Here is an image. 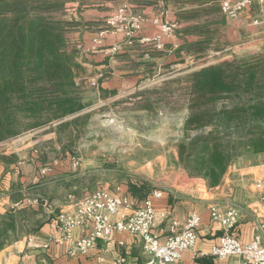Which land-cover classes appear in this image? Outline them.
I'll return each instance as SVG.
<instances>
[{
    "label": "crops",
    "instance_id": "1",
    "mask_svg": "<svg viewBox=\"0 0 264 264\" xmlns=\"http://www.w3.org/2000/svg\"><path fill=\"white\" fill-rule=\"evenodd\" d=\"M220 1L141 0L129 4L134 11L148 17L136 34L133 45L123 44L126 39L124 34L113 30L101 37V43L95 41L106 30L105 17L115 12L114 5L113 9L87 10L84 14L85 22L91 26L101 24L98 25L99 30L74 45L75 48L80 45L77 48V59L83 70L77 82L83 87L84 103L87 104L93 94L98 98L104 96L106 99H115L139 90L140 83L145 80L156 82V69H160L166 60H177L178 51L185 55L180 49L188 46L197 50L202 48L204 53L211 48L223 51L234 43L245 41L251 44L253 50L263 48L264 12H261L259 4L254 3L237 17L230 18L222 12ZM155 18H159L160 23L164 20H175L178 23L172 35L163 37V50H156L151 43L141 41L142 38L154 37L160 33L161 27L154 22ZM231 34L233 38L228 40ZM176 42L178 47L174 46ZM119 44L122 45L121 48L115 50L114 47ZM173 65L175 64L170 67ZM157 86L158 84L154 87ZM23 152L22 148L0 152V216L12 211L16 214L23 212L25 218L22 223L17 222L14 229L0 235V264H95L93 256L68 255L67 250L72 243L61 244L50 240L52 236L59 235L56 217L70 194L84 198L98 189L109 192L118 190L100 187L79 197L75 194L77 189H69L74 183L67 185L68 178L72 177L79 185H83L84 178L79 175L85 173L80 170L74 172L67 160H62L58 169L43 172L46 164H38L40 161L34 152L30 159H23ZM170 152L168 156H177L176 148H172ZM5 156L8 158L6 161L3 158ZM164 158L158 154L140 167L147 177L130 179L126 183L125 180L121 181L122 184L117 189L120 187L134 206H140L147 197H153L155 190L162 191L161 197H153L159 213L153 232L162 241L169 235L173 219L183 222L190 213L200 215L202 222L198 241L192 249L184 252V261L186 264H228L229 260H219L211 255L212 247L219 242L223 230L219 223L210 219L208 207L211 202L237 206L241 218L233 234L242 242L253 240L258 226L264 224V185H256L257 179L264 175V155L244 157L233 162L220 183L213 187L204 178L191 176L185 169L180 172V166H177L178 171L175 167H163ZM157 160L161 163L159 169L156 168ZM152 161L154 167L151 165ZM87 189L88 187L83 188L82 191ZM35 199L38 202H34ZM122 212L128 210L123 209ZM90 232V227H79L74 230V237H85ZM46 243L49 248L44 247ZM142 245L143 240L139 235L116 232L108 243L99 241L100 249L95 252H101L105 257L103 264H113L118 255L126 257L127 264H142L147 259Z\"/></svg>",
    "mask_w": 264,
    "mask_h": 264
},
{
    "label": "trees",
    "instance_id": "2",
    "mask_svg": "<svg viewBox=\"0 0 264 264\" xmlns=\"http://www.w3.org/2000/svg\"><path fill=\"white\" fill-rule=\"evenodd\" d=\"M68 1L0 0V142L53 123L58 132L73 131L90 117L80 113L88 104L77 82L83 70L79 50L67 40L66 21L51 14ZM154 90L159 98L147 99L146 108L172 97L186 104L183 136L173 143L177 156L169 155V162L191 176L213 187L233 162L264 155V47L166 80ZM24 219L23 212L0 216V235Z\"/></svg>",
    "mask_w": 264,
    "mask_h": 264
},
{
    "label": "rangeland",
    "instance_id": "3",
    "mask_svg": "<svg viewBox=\"0 0 264 264\" xmlns=\"http://www.w3.org/2000/svg\"><path fill=\"white\" fill-rule=\"evenodd\" d=\"M140 1L69 0L63 10L53 11L51 14L66 21V37L74 47L75 44L83 42V39L90 33L99 30L98 25L101 23L92 25V27L85 22L84 14L87 10L113 9V5L117 9L123 4L129 5ZM188 1L196 2L197 0H184V2ZM232 38L231 34L228 40ZM246 42L234 43L223 51L217 48H211L208 51L204 49L205 53L202 48L197 50L187 45L188 48L180 49L185 55L178 51L177 60L175 58L169 59L170 61L166 60L160 69H156V82L145 80L140 83L139 90L115 99H106L104 96L98 98L94 94L91 95L87 107L80 112L89 113L90 117L87 121L78 123L79 126L73 131L67 128L58 132V123L28 129L12 139L0 142V152L22 148L24 150L21 153L23 159L38 156L37 160L40 161L38 164L45 163L44 167H48V171L51 170V172L61 167V163L67 160V163L74 168V172L80 170L85 173L79 175L84 178L83 185H79L72 177L68 178V183H74L69 189L73 191L77 189L78 192L73 193L79 197L100 187H108L116 191L117 187L122 184L121 181L125 180L126 183L130 179L138 180L147 177L141 172L140 167L153 160L158 154L165 157L163 167L166 165L168 168L175 167L178 171L179 167L168 163V154H171L170 150L175 148L173 143L183 136L182 128L187 113L186 104L172 97L169 102L159 101V103H154L153 108H146L144 106L146 100L151 99L154 102V99L159 98L154 86L158 84L157 88H159L166 80L174 79L209 64L231 59L234 54L260 50H253L251 44ZM171 64L175 65L170 67ZM169 87L175 89L178 86L172 84ZM83 91L81 87V95ZM73 116L67 117L66 120L72 119ZM152 162L151 165L154 167V161ZM62 167L65 168V166ZM156 168H161L159 160H157ZM183 169L180 172H183ZM80 186L82 189L87 187L93 189L82 191Z\"/></svg>",
    "mask_w": 264,
    "mask_h": 264
},
{
    "label": "built area",
    "instance_id": "4",
    "mask_svg": "<svg viewBox=\"0 0 264 264\" xmlns=\"http://www.w3.org/2000/svg\"><path fill=\"white\" fill-rule=\"evenodd\" d=\"M254 3H258L261 12H264V0H221L220 7L226 16L235 18ZM147 18L144 14L136 13L131 5L123 4L106 19V30L102 31L100 39L95 41L101 43V37L107 31L113 30L124 34L126 39L123 44L133 45L136 34L142 29ZM154 22L160 24V33L154 37L142 38L141 41L151 43L156 50H163V37L172 35L178 23L175 20H164L160 23L159 18H155ZM121 46L119 44L114 49L119 50ZM174 46L178 47V43H174ZM77 48H80V45H77ZM48 169L44 167L43 172ZM256 185H264V175L257 179ZM161 196L162 191L153 192V197ZM153 197H147L142 205L134 206L120 187L116 192L98 189L84 198L70 194L56 217L59 235L52 236L50 240L61 244L70 242L72 244L67 250L68 255L93 256L95 264H103L105 257L101 252H95L100 249L99 241L108 243L114 233L126 232L142 238L143 252L147 255L142 264H186L183 254L196 245L202 218L197 213H190L183 222L173 219L170 223V233L162 241L160 236L153 232L159 220ZM33 201L38 202L37 199ZM208 208L210 219L219 223L223 230L219 242L212 247L211 255L219 260H229L228 264H264V224L258 226L253 240L242 242L233 234L241 218L240 209L233 204L223 205L219 202H211ZM123 209L128 212H122ZM79 227H90L91 232L85 237L75 238L74 230ZM44 247L49 248V244L46 243ZM113 264H127L126 257L118 255Z\"/></svg>",
    "mask_w": 264,
    "mask_h": 264
}]
</instances>
